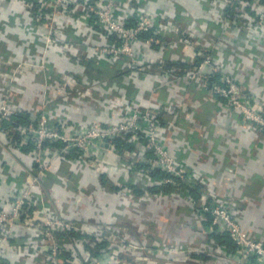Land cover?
Returning a JSON list of instances; mask_svg holds the SVG:
<instances>
[{
    "label": "built area",
    "instance_id": "built-area-1",
    "mask_svg": "<svg viewBox=\"0 0 264 264\" xmlns=\"http://www.w3.org/2000/svg\"><path fill=\"white\" fill-rule=\"evenodd\" d=\"M162 1L0 0L1 16L4 4L19 5L20 28L26 33L25 40L34 39L43 48L37 58L3 63L12 68L1 76L0 132L13 143L12 150H30L32 163L23 172L10 210L0 211L1 242L19 238L16 229L26 228L31 232V239L25 242L23 253L32 259L42 257L45 264H264V241L250 236L243 228L236 216V203L230 196L207 191V175L201 173L198 160L191 155L182 157L167 146L163 121L167 120V125L175 122L172 118L166 119L175 109L172 103L163 102L161 107L145 105L141 100L136 107L117 106L115 100H106L101 94L100 105L112 111L106 118L101 115L106 121L71 122L57 115L61 110L72 119L65 104L70 99L68 89L74 86V80L65 76L64 82L58 75H52L53 97L48 94L45 100V105L53 103L54 98L61 100L57 108H44L34 117H28L31 115L23 113V107L16 103V95L24 92L22 79L26 73L55 70L52 52L77 68L85 57L86 61L105 64L122 62L128 71L155 78L147 71L152 64L161 69L177 63L174 58L167 59V54L180 56L181 50L176 44L166 41L173 35L183 50H193L191 64L182 73L172 68L160 71L156 77L165 83L169 80L196 84L229 113L236 111L240 126L247 133H264V104L249 80L258 64L257 52H262L264 58V0H196L204 13L202 19L186 9H178L174 16L163 8L151 9V2ZM9 17L13 19L14 15L1 20L10 23ZM15 20L19 24L17 16L14 23ZM181 23L189 25L183 28ZM94 24L108 40L115 38V41H108L104 46L91 43L89 30ZM70 28L74 39L68 35ZM80 39L85 41L81 43ZM229 44L236 49L234 65L223 54ZM80 45L86 47L84 55L79 53ZM142 45H156L159 58L152 63L145 60L139 52ZM21 114H25L28 123L8 127ZM119 140L123 142L120 145ZM10 157V154L4 155L7 160ZM64 161L80 168L82 174L117 175L113 194L118 209L128 211L130 216L139 205L160 203L164 199L173 201L176 197L184 201L202 222L201 232L209 239L207 248L181 246L172 242L175 241L172 235L150 240V231L146 229H141V236L136 240V236L106 220L98 225L82 224L80 221L84 219L78 204L66 217L55 214L44 198V185L49 173H56ZM157 172L163 177H156ZM135 187L141 189L140 196L136 195ZM163 187L172 190L164 193ZM82 196L76 194V197ZM0 199L4 200L2 196ZM118 209L116 214H123ZM205 222L208 223L204 225ZM215 236H228L234 250L217 242ZM124 253L133 255L134 260H124ZM202 254L211 259L202 262L197 258Z\"/></svg>",
    "mask_w": 264,
    "mask_h": 264
},
{
    "label": "crops",
    "instance_id": "crops-1",
    "mask_svg": "<svg viewBox=\"0 0 264 264\" xmlns=\"http://www.w3.org/2000/svg\"><path fill=\"white\" fill-rule=\"evenodd\" d=\"M150 7L151 9L163 8L171 16H174L178 9H186L200 19L204 16L196 0H163L160 4L151 2ZM1 11L0 91L2 90V74L9 72L12 68L3 65L4 62L10 61V64H14L15 61L37 58L43 49L42 45H38L34 39L25 40L27 36L20 28L22 27L20 24L21 10L17 3H6ZM11 14L14 18L18 17L19 24L16 20L14 23V18L11 17H9L10 23L1 20ZM68 35L74 39L75 35L71 28ZM88 38L95 46H104L108 41H115V38L108 40L95 24L89 30ZM82 41L85 40L80 39L81 43ZM166 41L175 43L176 47L181 50L180 56L167 54V59L174 58L179 64H191L192 49L183 50L181 43L173 35ZM85 50L86 47L80 45L79 53L84 55ZM235 50V46L229 44L226 45L223 54L234 59ZM139 52L145 60L151 63L159 58V49L156 45L152 47L142 45L139 47ZM262 54V52H257L258 64L255 70L253 69V76L249 80L253 83L256 95L264 104V58L261 57ZM51 55L55 69L53 72L30 71L23 76L24 92L15 97L16 103L23 107V113H29L31 116L28 117H34L35 113L42 112L44 108L54 110L59 106L61 100L57 98L52 100L53 103L49 102L45 105L47 95L49 94L51 98L54 95L52 75H58V78L63 81L65 76H68V80H74V86L71 85V89H68L71 91L68 104L64 103L72 119H68L61 110L57 115L71 122L106 121L105 118L111 115L112 111L109 107L102 108L100 105L102 103L100 101L102 99H99L101 94L106 97V100H115L117 106L136 107L141 100L145 105H160L161 107H163V102L172 103L175 109L167 118L168 120L172 118L175 122H171L170 125L163 122L167 146L182 157L191 155L193 159L198 160L201 173L207 175V191L215 195L230 196L229 198L238 207L236 216L243 228L250 236L264 241L263 132L247 133L240 126V115L236 111L229 113L222 108V105H218L208 91L196 84H177L169 80L165 83V80L158 79L156 76L160 75V69L155 64L147 70L155 76L154 78L149 74L141 75V73L128 71L122 62L105 64L86 61L83 57L82 64L77 68L69 65V61L59 58L53 52ZM90 62L106 67L91 69L88 65ZM118 64L121 65L119 68L115 66ZM102 114L105 118L101 117ZM12 148L13 143H10L9 139L0 132V196L4 198L3 201L0 199V211L10 210L16 196L17 185L23 179V172L32 163L30 150L16 151ZM108 151L112 153V148L109 147ZM5 154H10L11 157L7 160L4 158ZM72 155L78 154L73 153ZM30 160L31 162H28ZM111 162L112 159L109 160V164ZM56 170V173L54 171L49 173L44 185V198L55 214L66 217L67 212L78 204L80 216L84 219L80 221L82 224L98 225L106 220L113 226L136 236V240H139L141 236V229H146L150 232L155 231L159 236L172 235L171 239L175 240L172 242L181 246L207 248L209 239L201 232L202 222L179 198L176 197L173 201L164 199L160 203L139 205L140 208L135 209L133 216H130L128 211L118 209V201L116 195L113 194V183L118 176L114 173L103 176L82 174L80 168L76 169L75 165L68 161L61 162ZM94 191L97 194L96 200L91 198ZM76 194L83 196L76 197ZM125 204L129 206L132 203ZM117 209L123 214L120 215L119 212L116 214ZM207 223L205 222L204 225ZM16 231L20 234L19 238L6 242L0 241V264H45L44 258L32 259L23 253L25 242L31 239L29 235L31 232L23 227H18ZM30 252L33 251L30 250ZM202 257L197 258L203 260L202 262L205 260L204 257L211 259L207 255ZM122 258L128 262L134 260L133 255L129 253H124Z\"/></svg>",
    "mask_w": 264,
    "mask_h": 264
},
{
    "label": "trees",
    "instance_id": "trees-1",
    "mask_svg": "<svg viewBox=\"0 0 264 264\" xmlns=\"http://www.w3.org/2000/svg\"><path fill=\"white\" fill-rule=\"evenodd\" d=\"M181 25H182V27L183 28H185L187 25H189V23H186V24H182L181 23ZM231 62H232V64L234 65L235 64V62H234V59H232L231 58ZM88 65L91 67V69H95V68H97V67H106V66H104V65H97L96 63H93V62H90V63H88ZM117 68H119L121 65L120 64H118V65H115ZM108 67V66H107ZM189 67V65L188 64H179V63H173V64H168V65H165V66H163L159 71H169V69H172V68H177V69H179L180 71H181V73L183 72V70H185L186 68H188ZM120 71V70H119ZM165 119V118H164ZM166 119H168V118H166ZM15 120H16V122H15V124H9V126L8 127H10V126H14V125H17V124H26V123H28V120H27V117L25 116V114H21V115H19V116H16L15 117ZM162 120V119H161ZM163 121V120H162ZM167 120H164L163 122L165 123ZM118 145H120L121 143H123L121 140H119L118 142ZM55 145H57V146H59L58 144H56V143H54ZM155 176L156 177H163V175H162V173H156L155 174ZM53 177V176H52ZM54 178V180H55V177H53ZM113 187V186H112ZM113 189L115 190L116 188L115 187H113ZM135 191H136V195L137 196H140V194L142 193V191H141V189H139L138 187H135ZM170 190H172V188H169V187H163L162 188V191H164V193H166V192H168V191H170ZM197 191H193V193L194 194H197L196 193ZM76 237H78L77 235H75ZM61 238H66V236L65 235H61ZM149 239L150 240H155V239H157V240H159V239H162V237H161V235L159 236V234L158 233H156L155 231H151L150 232V234H149ZM215 239H216V241L217 242H219L220 244H222V245H225V246H227L230 250H234V244H233V241L228 237V236H215ZM203 257L205 256V255H202ZM202 257V258H203ZM205 258V260L207 259V257H204Z\"/></svg>",
    "mask_w": 264,
    "mask_h": 264
},
{
    "label": "rangeland",
    "instance_id": "rangeland-1",
    "mask_svg": "<svg viewBox=\"0 0 264 264\" xmlns=\"http://www.w3.org/2000/svg\"><path fill=\"white\" fill-rule=\"evenodd\" d=\"M92 199H94V200H96V198H97V194H96V192L94 191V193L92 192V197H91Z\"/></svg>",
    "mask_w": 264,
    "mask_h": 264
}]
</instances>
